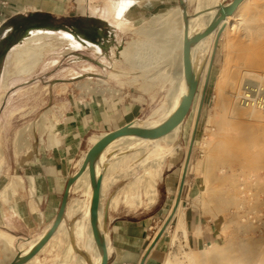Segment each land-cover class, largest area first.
I'll return each instance as SVG.
<instances>
[{"label": "rangeland", "instance_id": "374dc122", "mask_svg": "<svg viewBox=\"0 0 264 264\" xmlns=\"http://www.w3.org/2000/svg\"><path fill=\"white\" fill-rule=\"evenodd\" d=\"M109 1L96 0L95 2L91 1V4L88 5L85 0V10L79 21L46 20L43 23V28L46 30L40 32L45 35L41 39H35L30 43H27L26 38L28 36V38L37 37L39 32L30 31L31 33H28L23 39L21 33L27 26L32 27L33 22L20 24L19 33H12L6 43H2L3 46L0 49L1 59L6 48L18 44L20 57L16 58L15 62L22 65V67L24 66L25 70L22 73L23 75H29L28 77H30L32 83L23 85L21 78L12 77L8 85V91L12 94L23 89H28V91L20 93L13 100L10 99L7 105L10 109H23L24 111L20 113L24 114H21L12 124L9 121L7 123L6 117L0 118V124L5 126L8 132V142L11 143L9 148L1 147L0 201L12 198L16 192L15 183L16 179L19 178L18 172L22 166L21 156L26 151L30 152V156L32 155L33 147L28 142V135L35 136L38 131L48 132L51 127L53 129L60 123L56 113L60 110L59 104L66 101L39 98L45 87L47 91L55 88L49 84L38 86L34 82L39 71L42 76L46 77V81H49V78L53 76H62L64 82L56 86L57 92L61 93L62 91L63 96L67 95L65 93L66 89L72 87L73 90H70V92L75 93V102L100 103L111 97H120L123 95V91L146 97L145 102H148L149 108L144 116L135 118V120L131 119L132 122L148 120L155 111H163L165 104L168 102L169 94L173 88V67L170 65V60L179 44L182 24L177 20H170L150 33L141 32L142 28L148 27L151 20L149 18L141 27H129L126 29L125 34H121L114 28L115 25L106 22L109 21L107 16L116 19L121 17L120 6H118L119 10L114 8L112 11H104L105 4ZM114 1L113 4H115ZM179 11L183 12L181 8L169 12L177 13ZM193 16V13L189 15V17ZM231 23L233 27L221 36L216 51L213 47L209 52L206 68L196 86L195 102L191 114L185 122L187 126L182 130L179 142L157 147L151 151L133 152L128 156L119 153L121 156L116 158H112V154L108 150L102 153V158L111 161L112 165L107 169L106 175L115 176L123 170L118 177L126 175L130 183L128 189L130 190L131 187L136 188V191H130L127 195L129 200H134L137 199V193L141 187L143 188L144 184L149 187L151 182L156 183V179L153 180L152 178L161 173L159 164H162L163 161H165L164 165L167 167L176 164L181 168L177 173V178H174L175 182L173 181L175 183L173 194H177L181 179L180 173L183 172V168L186 169L191 151L187 173L188 180L191 181L192 189H194V196L189 201L187 208L197 211L205 216L206 221L215 225L219 239L214 246L201 249L203 253H189L191 251L185 250L180 243L179 234H177L183 231V223L181 226L179 224L176 228L177 233H174L172 227L176 220L172 219L166 229L171 231V234L166 238L165 243L170 244L171 241L173 243L168 245L165 250L163 261L168 257H173L178 261V264H188V258L209 256L215 252V247L221 246L223 248L220 250L226 256L223 262H227L230 257L238 256L250 250L249 243L245 239L248 237L252 239L255 231L259 228L261 230L264 224V207L260 208V214L252 211L251 214L249 212V215L240 214V216H237L234 208H231V214L225 217L215 207L210 195L206 192L207 155L203 142H209L211 137L217 133L216 123L220 121L223 112L228 109L226 91L221 93V97L218 99L216 95L217 82L223 67L227 66L230 76L244 77L245 73H251V76H246L245 80L241 82V87L246 81L259 82L264 86V0H248L235 12ZM246 24L252 25L254 29L247 30L245 28ZM71 34L81 35L82 41L79 38L71 39L69 37ZM78 42H81V48L77 47ZM136 43L141 45L138 51L133 53L129 48ZM92 44L101 45L102 54L100 56L92 48ZM147 52L149 53L147 54ZM31 56L33 57L31 58ZM53 65L56 66L51 68ZM69 101L67 100V102ZM56 105L58 107H55ZM241 107L264 119L263 113ZM161 116L162 113L154 119L157 120ZM19 135H22L23 139L20 143H17ZM13 152L16 161L12 173L10 167L11 162H13ZM131 157H136L135 162L127 168V161ZM149 162L153 163L149 164ZM152 170H155L154 175L149 173ZM241 177L242 180L248 179L245 174H242ZM158 189L160 188L158 187ZM251 193V191H247L246 194L250 195ZM107 194L108 190L104 193L102 203L107 199ZM77 198H80V196L73 195L68 204ZM171 205V212H167L166 218H162L161 222L157 223L156 229H159L163 223L164 225L167 224L175 207L174 203ZM246 210L249 211L248 208ZM183 213L184 209L180 206L176 218L178 219L179 214L183 217ZM78 219H67L64 230L55 240L54 246L58 255L66 254L68 247L66 240L69 241L72 247L69 261L61 258L60 262L63 264H83L88 261L85 254V243L76 235V222ZM0 236L6 243H10L11 239L5 234L0 233ZM13 246L15 248L14 252L17 254L24 249L23 244H13Z\"/></svg>", "mask_w": 264, "mask_h": 264}, {"label": "crops", "instance_id": "0c3cea01", "mask_svg": "<svg viewBox=\"0 0 264 264\" xmlns=\"http://www.w3.org/2000/svg\"><path fill=\"white\" fill-rule=\"evenodd\" d=\"M84 1L0 0V49H2V43H6L12 33H19L20 24L33 22L32 27L27 26L23 30L22 38H25L28 33L30 34V31L35 30L39 32L37 39H41L45 35L40 32L46 30L43 28V23L46 20L79 21L85 10ZM115 1L121 8V17L116 19L107 16L109 21L106 22L115 25L114 28L121 34H125L129 27H141L147 19H152L163 12L182 9L179 0ZM186 3L188 14L193 13L195 16L199 5L198 1L186 0ZM209 9L204 7L201 12H206ZM17 47L18 44L17 46L13 44L6 48L3 58H0V118L6 117L7 123L9 121L11 124L21 114H24L20 113L24 110L8 108L10 99L13 100L20 93L28 91V89H23L13 94L8 91L11 78H21L23 85L32 83L29 75L22 73L25 70L24 66L15 62L16 58L20 57ZM55 66L53 65L51 68ZM35 78L34 82L38 86L49 84L55 87L54 90L49 91L45 87L39 98L59 99L66 102L59 104L60 110L56 113L60 123L53 129L51 127L48 132L38 131L35 136L28 135V142L33 147L32 155L30 156V152L26 151L21 156L22 166L19 172L17 171L20 179H16V192L12 198L0 201V233L9 237L13 244L24 245L35 238H44L54 228L61 200L67 192L71 179L78 169L79 161L90 141L102 133L128 126L130 121L144 116L149 108L148 102H145L146 97L140 94L133 95L126 91H123V95L120 97H111L100 103L75 102V93L70 92L73 90L72 87L66 89L67 95L63 96L62 91L61 93L57 92L56 86L64 82L62 76H53L49 78V81H46V77L42 76L39 71ZM2 97L3 99H1ZM67 100L70 101L67 102ZM7 134L5 126L0 124V144L3 148L11 147ZM135 159L136 157H131L127 161V168L132 166ZM12 161L10 168L13 173L16 161L14 152ZM164 163L165 161L159 164L161 173L152 178L156 179V183H153L156 190L158 187L160 188L157 190V199L154 203L147 195L146 184L137 193L139 198L137 196V199L129 200L127 198L130 185L128 177L126 175L118 177L123 170L112 176L114 181L108 189L107 199L102 203L103 222L107 233L105 245L108 252V264H140L154 239L164 227L163 223L159 229H156L157 223H160L162 218H166L167 212H171V204L176 205L183 179L184 185L179 205V208L181 206L184 209L183 231L177 233L180 243L186 251L193 252L214 246L217 243L219 234H217L216 226L206 221L205 216L197 211L187 208L189 201L194 196V189H192L191 181L188 180V173L185 174L183 168V172L180 173L179 191L177 194H173V185L175 184L173 181L174 178H177V173L181 168L176 164L167 167ZM149 173L154 175L155 170ZM173 220H176V223L172 230L176 233L178 226L176 213ZM170 234L171 231H165L149 254L145 264L163 263L165 250L168 245L173 243V241L170 244L165 243ZM53 240L38 255L36 261L29 264H63L60 260L61 258L66 260V254L58 255Z\"/></svg>", "mask_w": 264, "mask_h": 264}, {"label": "bare ground", "instance_id": "6f19581e", "mask_svg": "<svg viewBox=\"0 0 264 264\" xmlns=\"http://www.w3.org/2000/svg\"><path fill=\"white\" fill-rule=\"evenodd\" d=\"M197 1L199 5L196 14L193 17L188 16L187 20L190 21L189 23L187 21L185 22V17L182 11L177 13L163 12L153 17L149 21L147 28L141 29V32L150 33L170 20H177L182 24L179 44L174 50V56L170 60V65L173 67V88L169 94L168 102L165 104L163 111H155L146 121H130L126 127L128 135L123 136L121 138L122 141H127L128 139L134 137L162 133L174 123L182 109V98L179 86L183 66H186L188 72V88L190 89L197 86V77L200 73L203 74L206 68L209 52L214 47L215 37L220 28V24H217L216 28L213 29L208 22L209 18L213 15L217 8V0ZM247 1L248 0L244 3ZM191 2H195V0H191ZM114 3L115 4H113V0L107 2L105 4L104 11H112L114 8L117 9L118 4L116 1H114ZM201 7L210 9L206 12H201ZM232 17L225 21V24L227 25L225 32L229 28L233 27L231 23ZM186 23H188V25L185 29ZM245 28L247 30L254 29V27L250 24H246ZM211 30L214 32L213 40L210 47L205 48L204 43ZM185 35L188 36L187 45L185 44ZM69 37L71 39L79 38V40L82 41L81 35L71 34ZM35 39H37V37L28 38L27 43H30ZM140 45L141 44L137 43L132 44L129 49L133 53H136ZM91 46L94 48L98 56L102 54L100 44H92ZM77 47H82L81 42H78ZM148 53L149 52H147V54ZM187 54L191 56L187 58ZM32 57L33 56H31V58ZM246 76H251V73H245L244 77L230 76L227 66L223 67L217 82L216 95L218 99L221 97L220 94L225 93L226 91L228 109L223 112L220 121L216 123L217 133L214 134V138L211 137L209 142H203V147H206L207 155L205 170L206 192L210 195L212 203H214L215 207L225 217H228L229 214H231V208H234L235 214L240 216V214L249 215V212L251 214L252 211L260 214V208L264 207V119L255 113H250L247 110H244L241 107L243 106L246 108L241 103L242 91L245 89L246 85H248L246 83L255 82L244 81L245 83L241 87V82L245 80ZM1 99H3V97ZM250 110L257 111L254 109ZM160 113H162V116L155 120L154 117ZM185 126H187V123L175 131L171 136L157 144L148 146H133L124 142H107L97 148L91 164L93 180L99 188L101 197L100 221L96 233L97 256L95 264H103L108 255L105 245L107 233L103 222L102 200L105 191L110 188L114 181L112 176L106 175L108 171L107 169L112 165L111 161L102 158L103 151L108 150L109 153L112 154V158H116L120 157L121 154H123V156L124 154L125 156H128L133 152L151 151L157 147L174 144L179 142L181 132ZM22 139V135H19L17 143H20ZM91 141H93V139ZM1 151L2 149L0 144V158L2 157ZM119 153L121 154L119 155ZM152 163L153 162H149V164ZM80 167L82 171L81 177L78 180H75V177L73 176L71 179V185L74 193L73 195H79L80 198L74 199L70 204H68L66 220L78 219L80 216L76 222V235L85 243V254L88 261H85L83 264H90L91 239L93 236V184L89 183L86 166L81 165ZM242 174L247 175L248 179L242 180ZM130 191L134 192L136 191V188L131 187L130 190H128V193ZM247 191H251L252 193L247 195ZM147 195L153 203L156 201L157 190L153 183L147 187ZM246 208H248L249 211H247ZM179 209L180 208H178L176 215L179 213ZM182 223L183 217L179 214L178 226L179 224L181 226ZM64 228L65 222H63L61 230L55 236L53 241H55V239L61 234ZM43 239V237H39L24 244V249L17 254L14 252L15 248L12 240L10 243H6L2 239V236H0V264H27L36 261L38 254L44 249V246L42 245ZM245 240L249 243L250 250L245 253H241L238 256L230 257L227 262H223L226 256L220 250L223 248L220 246L215 247V252L209 256H205L203 258H188V264H264V224L261 230L259 228V230L255 231L252 239L248 237ZM66 243L68 246L66 249V259L69 261L72 247L68 240H66ZM26 246H28L27 249H25ZM197 252L203 253L202 250ZM197 252L191 251L189 253L194 254ZM162 264H178V261L173 259V257H168Z\"/></svg>", "mask_w": 264, "mask_h": 264}, {"label": "water", "instance_id": "95a60500", "mask_svg": "<svg viewBox=\"0 0 264 264\" xmlns=\"http://www.w3.org/2000/svg\"><path fill=\"white\" fill-rule=\"evenodd\" d=\"M181 5H182V10L183 14L185 17V22L187 21L188 23V11H187V3L185 0H179ZM246 0H217V8L214 11L213 15L209 18L208 22L212 26V28H216V25L220 24V28L216 34L215 37V42H214V50L216 51L218 43L221 39V36L224 34L225 29L227 25L225 24V21L232 17L233 14L235 13L236 10L239 9V7L245 2ZM188 23L185 24V29L188 25ZM213 35L214 32L211 30L205 40L204 47L209 48L211 45V42L213 40ZM188 42V36L185 35V44L187 45ZM191 55L187 54V58L190 57ZM202 73H200L197 77V80L199 81L201 79ZM180 94L182 98V109L174 121V123L165 131L159 134L155 135H146V136H140V137H134L131 139H128L127 141H122V137L125 135H128V130L125 128L116 130V131H109L106 133H102L101 135L97 136L93 141H91L78 165V169L74 175L75 180H78L81 177L82 171H81V165L86 166V172L88 176L89 183L93 184V198H92V227H93V236L91 239V255H90V264H95L96 262V256H97V249H96V233L97 229L99 226V221H100V210H101V197H100V191L98 186L96 185V182L93 180V175L91 171V164L95 155V152L97 148L107 142H112V143H118V142H124L133 146H148V145H153L162 142L169 136H171L175 131H177L179 128H181L185 122L187 121L189 115L191 114L195 98L197 95V89L194 86L193 88H188V72L186 69V66H183L181 70V75H180ZM191 157V151L189 153L188 157V162L186 164V169H185V174L187 172V166L189 165V159ZM184 185V179L182 181L181 187H180V195L178 196V199L176 201V205L174 207L173 213L170 216V218L167 221V224L164 225L163 229L158 233L157 237L154 239L152 245L146 252L145 256L143 257L142 261L140 264H145L146 259L148 258L149 254L155 248L157 243L159 242L160 238L163 236L165 233L168 225L172 221L175 213L177 212V209L179 208L180 202H181V192L183 189ZM73 188L70 183L67 192L63 196L61 203H60V208H59V213H58V218L57 222L54 226V228L44 237L42 241V245L44 248L55 238V236L59 233L61 230L63 222L66 220V208L67 204L73 195ZM39 255V254H38ZM29 264V263H27ZM103 264H108V259L106 258Z\"/></svg>", "mask_w": 264, "mask_h": 264}, {"label": "built area", "instance_id": "2783aa9c", "mask_svg": "<svg viewBox=\"0 0 264 264\" xmlns=\"http://www.w3.org/2000/svg\"><path fill=\"white\" fill-rule=\"evenodd\" d=\"M88 5L91 4V1L95 2L96 0H86ZM5 5V3H2ZM245 89L242 91L241 103L246 108L254 109L264 113V88L258 82H247ZM160 156L162 155L159 154ZM167 158V156H166Z\"/></svg>", "mask_w": 264, "mask_h": 264}]
</instances>
